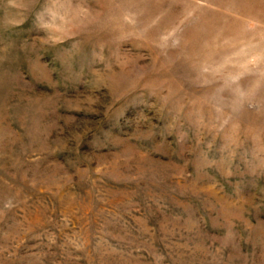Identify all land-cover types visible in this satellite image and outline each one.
Listing matches in <instances>:
<instances>
[{"label":"rangeland","instance_id":"rangeland-1","mask_svg":"<svg viewBox=\"0 0 264 264\" xmlns=\"http://www.w3.org/2000/svg\"><path fill=\"white\" fill-rule=\"evenodd\" d=\"M0 264H264V0H0Z\"/></svg>","mask_w":264,"mask_h":264}]
</instances>
